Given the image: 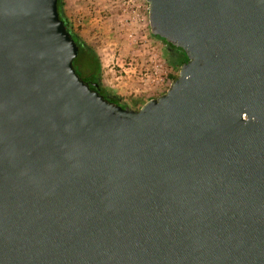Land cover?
I'll return each mask as SVG.
<instances>
[{
	"label": "water",
	"instance_id": "95a60500",
	"mask_svg": "<svg viewBox=\"0 0 264 264\" xmlns=\"http://www.w3.org/2000/svg\"><path fill=\"white\" fill-rule=\"evenodd\" d=\"M145 1L188 62L136 109L58 0H0V264H264V0Z\"/></svg>",
	"mask_w": 264,
	"mask_h": 264
},
{
	"label": "rangeland",
	"instance_id": "374dc122",
	"mask_svg": "<svg viewBox=\"0 0 264 264\" xmlns=\"http://www.w3.org/2000/svg\"><path fill=\"white\" fill-rule=\"evenodd\" d=\"M65 18L97 55L103 87L122 98L147 101L163 95L170 76L179 69L168 63L165 44L151 36L145 0H63ZM84 59L74 66L82 78L90 75ZM131 87V88H129Z\"/></svg>",
	"mask_w": 264,
	"mask_h": 264
},
{
	"label": "trees",
	"instance_id": "16d2710c",
	"mask_svg": "<svg viewBox=\"0 0 264 264\" xmlns=\"http://www.w3.org/2000/svg\"><path fill=\"white\" fill-rule=\"evenodd\" d=\"M63 6H64L63 0H58V12H59L60 19L64 22L67 30L70 32L72 38L74 39L75 43L79 47L78 57L74 60L73 64L75 63V61H77L80 58L84 59L83 61H84L85 66H87L91 70L90 75L94 76V78H95L94 81H96V83H98V85H99L100 93L104 94L109 100L114 101L115 103L119 104L120 106L127 107V105L123 103V100L121 99V97L107 91L103 87L102 79H101V65H100L99 59L97 58L96 53L91 48H89V46L85 43V41H83V39L80 37V35L77 34L76 32H73L69 21L65 18ZM151 36L153 38L163 42L167 48L173 47L169 43H167L166 41L162 40L160 37L153 36L152 34H151ZM179 50H181V49H179ZM187 62H188V58H187L186 54L179 53L176 57H171V58L169 57L168 58L169 65L174 69L180 70V67ZM76 71H77V69H76ZM177 77H178V75L170 76V81L173 82L174 80L177 79ZM142 102L143 101L137 100V99L133 100V103H134V106L136 107V109H138L140 107V104Z\"/></svg>",
	"mask_w": 264,
	"mask_h": 264
},
{
	"label": "flooded vegetation",
	"instance_id": "af4514ba",
	"mask_svg": "<svg viewBox=\"0 0 264 264\" xmlns=\"http://www.w3.org/2000/svg\"><path fill=\"white\" fill-rule=\"evenodd\" d=\"M179 53H181V54H185L184 52H182L181 50H179V49H177V48H175V47L167 48V54H169V57H170V58H171V57H176ZM85 80H89V81H91V82H96V81H94L95 78H94V76H92V75L87 76V77L85 78Z\"/></svg>",
	"mask_w": 264,
	"mask_h": 264
},
{
	"label": "crops",
	"instance_id": "0c3cea01",
	"mask_svg": "<svg viewBox=\"0 0 264 264\" xmlns=\"http://www.w3.org/2000/svg\"><path fill=\"white\" fill-rule=\"evenodd\" d=\"M129 88H131V87H129Z\"/></svg>",
	"mask_w": 264,
	"mask_h": 264
}]
</instances>
